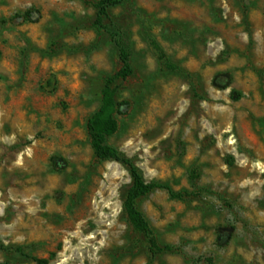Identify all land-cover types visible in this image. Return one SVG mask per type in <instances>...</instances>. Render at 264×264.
Wrapping results in <instances>:
<instances>
[{
	"label": "rangeland",
	"instance_id": "rangeland-1",
	"mask_svg": "<svg viewBox=\"0 0 264 264\" xmlns=\"http://www.w3.org/2000/svg\"><path fill=\"white\" fill-rule=\"evenodd\" d=\"M97 1L0 0V264H264V0H119L101 33ZM115 40L106 143L186 193L138 201L159 254L87 131Z\"/></svg>",
	"mask_w": 264,
	"mask_h": 264
},
{
	"label": "trees",
	"instance_id": "trees-1",
	"mask_svg": "<svg viewBox=\"0 0 264 264\" xmlns=\"http://www.w3.org/2000/svg\"><path fill=\"white\" fill-rule=\"evenodd\" d=\"M118 2L119 0H98L94 3L96 18L93 22V27L99 33H101L104 28L103 22L108 16V10ZM24 16L25 18H29V12H26ZM115 44L118 49L120 68L113 76L105 80L101 91L100 106L88 119L87 131L96 159L118 162L128 170L131 182L123 200L124 214L133 231L145 238L149 251L152 254H159L171 248L167 245L160 246L157 243L153 229L137 207L138 201L155 189H166L169 191L170 196L175 198L184 197L186 193H173L165 184L146 182L140 169L131 158L123 155L119 150L106 143V138L113 135L118 128L116 120V114L119 112L118 103L116 101L118 82L126 80L132 74L130 55L127 49L120 40H115ZM123 104L127 105L128 103L127 101H123Z\"/></svg>",
	"mask_w": 264,
	"mask_h": 264
}]
</instances>
